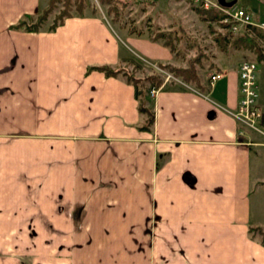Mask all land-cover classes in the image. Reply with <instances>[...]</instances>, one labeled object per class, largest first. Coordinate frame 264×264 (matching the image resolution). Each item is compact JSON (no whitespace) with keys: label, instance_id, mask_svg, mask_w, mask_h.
Instances as JSON below:
<instances>
[{"label":"crops","instance_id":"1","mask_svg":"<svg viewBox=\"0 0 264 264\" xmlns=\"http://www.w3.org/2000/svg\"><path fill=\"white\" fill-rule=\"evenodd\" d=\"M121 1L148 30L193 5ZM44 4L0 0V264H264L249 196L251 177L264 187V137L230 114L237 46L150 96L124 69L173 61L161 39L90 6L53 28L9 27ZM257 102L264 111L259 90Z\"/></svg>","mask_w":264,"mask_h":264},{"label":"rangeland","instance_id":"2","mask_svg":"<svg viewBox=\"0 0 264 264\" xmlns=\"http://www.w3.org/2000/svg\"><path fill=\"white\" fill-rule=\"evenodd\" d=\"M191 1V0H190ZM220 5H223L227 8H234L240 5L241 3H244L246 7L250 10V13L254 19L257 20H264V0H216ZM47 1L45 0V4L42 5L45 6ZM193 5L185 4L183 1L179 3L178 5H182V10L180 11V14H176L180 20L173 19L170 14L166 13L165 16V22H169L170 26H158L156 23H152L150 29L148 30V23L147 19H138L136 18V15L141 12L140 9H133L129 8V5L126 4H119L115 3L116 8V14L110 12L109 14L106 13V5L105 4H99L97 0H87V3L85 6H90V8L95 11H101L105 18L109 22H114L117 24H120L122 26H128V28L133 24L135 28H143L147 31H151L152 34H156L157 32H162L163 34H168L170 36L169 40L168 37L158 36L159 39L163 40L167 38V42L169 43L171 49H169V46L167 48L170 50L173 56V61H167L165 64H160L159 66H153V64L149 61H141L140 58L134 57L135 66L130 64L129 62L125 65L127 68L124 69L127 72H129V78H135L137 82H135L137 88H141L143 91L147 89L148 85V77L156 75L160 80L164 78L165 74H168L169 78H180L179 76H175L172 74V72L168 71V68H183L188 66V64H192L195 69V63L193 60L190 61L194 56L198 55L199 59L197 62H200L204 59H209L211 54L213 52L219 51L223 47V38H221L222 34H228L227 41L231 43L233 42L234 45H236L239 57H241L244 60H253L256 61V83H257V90L261 91V94L264 97V49L262 51H259V54L257 55L255 51L249 50L248 47H245L244 44L246 41H239L236 39L237 35L239 34V31L235 33L228 32L225 28L221 26V23L217 20H208L203 19L202 16L198 15L193 9L196 6H199L198 3L193 2ZM84 6V8H85ZM41 7V8H42ZM191 7V8H190ZM41 8L39 9V12L32 15L31 20H36V16L40 15ZM83 8V9H84ZM87 8V7H86ZM62 9L61 0L54 1L52 3V6H50V9L48 13L45 15V19L42 21L41 25L42 27H48L54 18L56 14ZM82 9V10H83ZM190 9V10H189ZM68 10L72 13H75L74 8L72 5L69 6ZM195 13L197 14V17L201 20L197 21L195 18ZM111 17L115 18L112 19ZM132 27V26H131ZM169 27V28H168ZM208 30V31H207ZM135 31V30H134ZM241 32V31H240ZM215 38V39H212ZM122 38H124L122 36ZM121 38V39H122ZM223 40V41H222ZM259 45H261L264 48V43L260 40H257ZM232 44V43H231ZM232 46V45H231ZM232 47H230L231 49ZM225 49V48H224ZM168 66V68L166 67ZM206 71V70H204ZM202 73V72H201ZM197 74V72H196ZM144 95V94H143ZM140 101H142V98L140 97ZM143 102V101H142ZM264 141V140H262ZM262 177H264V172ZM254 179V178H253ZM251 177V185H250V212L251 217L254 218L255 213L261 210L263 212V218H264V187H261L254 184L252 182ZM262 232H264L263 229L260 228ZM259 230H253L252 234L258 240H261L264 242V237L260 235ZM140 249L141 245H139ZM138 256H142L141 252ZM105 264H108V262H104ZM133 264H142V261L134 262Z\"/></svg>","mask_w":264,"mask_h":264},{"label":"trees","instance_id":"3","mask_svg":"<svg viewBox=\"0 0 264 264\" xmlns=\"http://www.w3.org/2000/svg\"><path fill=\"white\" fill-rule=\"evenodd\" d=\"M47 3L45 6H43L41 8V12L40 15L36 16V20L32 21L31 17L32 15H28V14H24L21 18L17 19L14 23L10 24L9 27L10 28H22L24 30H35L37 29L42 21L45 19V15L46 13H48L50 6H52V3L54 1H59V0H46ZM97 2L99 4H105L106 5V13L109 14L110 12H112L113 14H116V8H115V3H119V4H124L123 1L121 0H97ZM87 3V0H61V4H62V9L56 14V16H54V18L52 19L50 25L48 26V28H53L56 25H58L59 23L62 22L64 17H67L68 15H70V11L68 10L69 6L72 5V7L74 8L76 13H81L82 9L84 8L85 4ZM198 15L202 16L203 19H206V21L208 20H217L218 22H220V19L224 16V13L221 12L220 10H218L217 8L214 7H208V8H204L202 6H196L193 9ZM92 11L93 8H92ZM112 19H115L113 17H111ZM221 26L223 28L226 29V27L228 26V23H223L220 22ZM249 31L252 32V36L249 35ZM241 33V32H240ZM238 34L236 39L234 40V42H236L237 40H241V41H246V43L244 44L245 47H248L249 50L255 51L256 54H259V51H262L264 48L259 45V43L257 42V40H260L261 42L264 43V31L260 30L259 28H256L254 26H250V28L248 30H244L242 31L241 34ZM164 37H168V40L170 38V36H168V34H163ZM162 32H157L156 34H152V38L157 39L158 36H163ZM228 34H222L221 38H223L224 41H227L228 39ZM222 40V41H223ZM223 41V43H224ZM163 45L165 46H169V49H171L169 43L167 42V38L166 40L163 39L162 40ZM225 44V43H224ZM199 59V56L196 55L194 56V58H192L190 61H194L197 62V60ZM168 68V66H166ZM99 69L104 70L107 74H113L115 72V70H111L109 68H106L105 66H100ZM125 74L127 76V78L134 82L135 85V78H129L128 76L130 75L129 72H127L126 70ZM168 71L172 72L173 75H177L179 76L183 81H192V82H197L198 80V76L194 70V67L192 66V64H188V66L183 67V68H168ZM148 87L150 86H157L160 83V79L156 76H149L148 77ZM136 88V86H135ZM135 94H136V89H135ZM138 109L140 111H146V108L143 106V102L142 101H138ZM253 230H259L260 235H262L264 237V232H262L260 230L259 227H253ZM263 242V241H261Z\"/></svg>","mask_w":264,"mask_h":264},{"label":"built area","instance_id":"4","mask_svg":"<svg viewBox=\"0 0 264 264\" xmlns=\"http://www.w3.org/2000/svg\"><path fill=\"white\" fill-rule=\"evenodd\" d=\"M204 8L214 7L224 13L220 22L228 23L227 31L235 33L237 31L248 30L254 26L264 31V20H256L243 7L225 9L217 2L210 0H192ZM221 73L214 71L209 74V84L221 77ZM165 77H170L165 74ZM237 101L234 109L230 112L231 116L243 127L248 128L264 137V111L257 102L256 90V63L252 60H244L238 66L237 71ZM156 91L155 87L149 88V95L152 96Z\"/></svg>","mask_w":264,"mask_h":264}]
</instances>
